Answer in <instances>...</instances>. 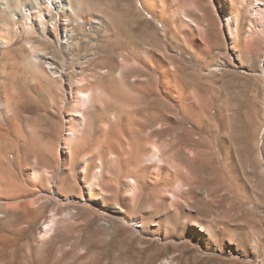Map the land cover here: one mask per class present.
Listing matches in <instances>:
<instances>
[{
    "label": "rangeland",
    "instance_id": "1",
    "mask_svg": "<svg viewBox=\"0 0 264 264\" xmlns=\"http://www.w3.org/2000/svg\"><path fill=\"white\" fill-rule=\"evenodd\" d=\"M18 30L14 44L0 45V264H264V49L255 57L237 59L221 37L214 38L207 54L192 56L183 50L177 56L183 64L177 69L180 94L166 107L162 170L175 177L185 172L198 181L191 187L188 210H174L173 217L164 207L150 209L159 189L141 204L122 202L127 168L120 160L105 169L100 183L111 202L108 207L83 198L77 170L59 164L63 114L55 108L59 101L51 105V97L63 101L65 87L75 86L80 78L78 67L85 66L89 73L103 32L83 27L79 32L86 41L68 55L43 44L66 69V76L52 83L41 64L31 65L21 57L26 38ZM31 33L30 40H36ZM139 87L119 85L118 107L142 109ZM112 102L103 100L89 115L90 154L98 135L97 118ZM189 140L200 144L211 165L203 163V156L196 160L191 146L187 152ZM31 169L44 171L40 182L28 177ZM12 199L20 200V206ZM54 214L62 221L41 244ZM186 218L214 227V252L182 237L180 225ZM156 223L169 231L154 234ZM224 236L240 244L234 256L221 249Z\"/></svg>",
    "mask_w": 264,
    "mask_h": 264
},
{
    "label": "bare ground",
    "instance_id": "2",
    "mask_svg": "<svg viewBox=\"0 0 264 264\" xmlns=\"http://www.w3.org/2000/svg\"><path fill=\"white\" fill-rule=\"evenodd\" d=\"M89 26L103 32L92 68L87 73L88 68L78 67L80 78L75 86L65 87L63 101L57 100L56 95H52L50 101L51 105L59 101L57 105L60 106L54 107L63 114L59 164L77 170V181L84 184L81 188L83 198L87 196L92 202L108 207L111 202L100 183L105 169L120 160L122 167L127 168L121 186L124 195H120L125 205L141 204L145 197L151 198L152 191L159 189L158 197L149 206L151 210L157 212L164 207L166 215L170 216H176L178 209L187 211L196 178L191 179L183 171L179 177L172 176L171 172L164 175L162 170L166 107L170 98L180 94L177 69L183 64L177 56H181L183 50L192 56L207 54L214 38L222 37L237 59L255 57L264 49V0H0V45L14 44L20 28L26 38L21 57L34 66L41 64L42 74L45 73L52 83L53 79L65 77L66 69L58 65L42 45H53L68 55L86 41L79 31ZM30 33L36 40H30ZM121 84L134 89L142 86L145 102L142 109L118 107L116 97ZM3 92L6 93V89ZM109 98L113 102L107 104L109 106L97 118L98 135L93 140L94 149L90 154L89 115ZM190 140L187 145L185 143L187 152L191 146L192 153H197L196 160L203 156V163L211 165L207 155L200 150V144ZM43 172L31 169L27 175L38 183ZM117 176L121 177L120 172ZM116 192L119 196V187ZM13 200L19 207L20 200ZM174 210L177 211L173 214ZM61 221L55 214L49 218L41 244L51 237ZM139 223L144 227L141 220ZM154 226L153 232L159 236L168 229L160 223ZM180 226L185 240L202 244L209 254L217 249L212 236L214 227L187 218ZM220 246L226 254L234 256L240 244L224 236Z\"/></svg>",
    "mask_w": 264,
    "mask_h": 264
}]
</instances>
